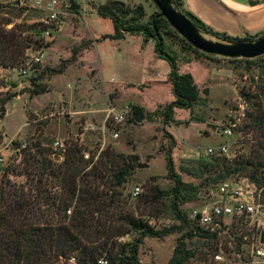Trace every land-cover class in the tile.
Here are the masks:
<instances>
[{
  "label": "rangeland",
  "instance_id": "1",
  "mask_svg": "<svg viewBox=\"0 0 264 264\" xmlns=\"http://www.w3.org/2000/svg\"><path fill=\"white\" fill-rule=\"evenodd\" d=\"M31 1L22 0V5L19 1L18 6L13 5L15 8H2L0 24L9 31L15 24L32 25L44 20L47 12L32 8ZM57 1L69 5L67 16L62 19L60 31H52L47 38V46L40 52L41 62L35 64L25 59V76L16 70H0V100L8 94H18L6 105L5 116L0 120L3 138L0 143V157L3 158L0 176L5 168L22 166L20 162L25 154L21 147H13V142L31 147L39 139L48 148L50 157L55 141L67 144L71 140L85 148L87 155L89 151L99 153L111 147L117 153L137 156L138 164H146L147 168L136 169L124 185L122 194L128 202L126 208L155 230L175 228L166 236L142 240L138 251L140 264H169L179 239L193 255L185 264H207L210 256L220 249L227 262H245L242 252L245 253L249 244L241 249V244L238 247V243L233 241L249 240L252 233L264 231V226L250 225L239 218L230 222L227 233H215L218 244L197 235L188 240V229H178L180 222L171 213L168 199H160L147 209L137 204V200L151 185L160 191H167L172 186L164 160L171 145L168 136L174 142L171 155L177 173L183 182L196 187L203 179L181 171V166L192 169L191 165L181 163L183 160L208 161L212 156L206 153V149L222 144L227 145V159L231 160L239 154H246L250 146H255L253 135L245 133L247 122L244 117L249 106L240 92L258 91L257 87L264 81L258 79L259 69L251 67L247 70V65L241 61L194 53L175 36H170L167 39L170 54L176 61L178 72L192 77L199 91V102L192 109L174 108L171 121L165 125V108L174 101V97L168 83L169 65L157 58L154 43H144L141 35H125L121 40L102 39L114 33L112 22L96 13V8L108 0H75L78 8L73 10L69 0ZM116 1L130 6L142 5L145 11L143 22L158 12L151 0ZM199 33L206 40L230 44ZM74 50L77 55L73 57ZM259 58L264 60V55ZM70 59L74 61L61 74H47L39 80L38 83L46 85L48 91L33 96L22 93L30 88V79L37 77L42 69H58ZM12 84L16 87L11 88ZM132 106L142 109L143 121L136 122L131 118L119 125L107 122L102 131L106 111L110 107L122 110ZM89 125H95L98 130H87ZM228 127L232 135L225 137L222 130ZM114 133L118 134L116 139L112 138ZM10 179L17 185L25 181L23 177ZM226 181L238 183L244 193L248 190L256 195L252 183L245 177L233 176ZM216 186H200L196 198L179 207L181 212L192 221L189 216L193 211H201L217 199L213 195ZM135 187L141 190L137 197L132 196ZM193 223H189L191 228L199 226ZM135 237L134 233H129L119 242L132 243ZM255 264L263 263L256 261Z\"/></svg>",
  "mask_w": 264,
  "mask_h": 264
},
{
  "label": "trees",
  "instance_id": "2",
  "mask_svg": "<svg viewBox=\"0 0 264 264\" xmlns=\"http://www.w3.org/2000/svg\"><path fill=\"white\" fill-rule=\"evenodd\" d=\"M244 1L250 6L264 3V0ZM69 2L72 10L78 8L75 0ZM170 2L197 30L221 41L230 44L252 43L264 36V31L256 35L245 34L241 38L216 32L186 11L183 0ZM6 7L15 8L13 4H0V10ZM96 13L101 18L109 19L113 25V35L102 39L121 40L125 35H141L144 43H154L157 58L168 63V83L171 85L174 101L165 108V125L171 121L174 108L192 109L199 102L198 88L189 74L178 72L167 39L175 36L186 49L194 53L199 51L187 44L159 12L143 22L145 11L142 5L130 6L120 1L108 0L96 8ZM3 25L0 24V69H19L24 65L27 49L39 50L47 46L40 39V23L15 24L9 31ZM75 55L76 50L73 51V57ZM72 61L74 60H68L58 69H42L37 77L30 79V88L22 93L27 92L31 96L45 93L48 87L38 83L39 80L47 74H61ZM231 61L244 62L247 70L251 67L259 69L258 79H264L262 58ZM257 90L240 92L241 98L249 106L244 117L247 122L244 126L245 133L253 135L255 146H250L246 154H239L231 160L213 156L208 161L181 162L192 167L188 169L181 166V171L203 179L201 187L218 184L233 176L245 177L258 188L263 186L264 81ZM17 96L18 94L12 93L0 100V120L5 116L6 105ZM131 117L136 122L143 121L142 109L132 106ZM168 138L171 145L165 152L164 160L172 186L167 191H160L151 185L146 194L137 200V204L147 209L160 199H168L171 213L180 222L178 229H188V240L197 235L217 243L215 233L199 226L191 228L189 223L193 221L179 208L196 198L200 186L182 181L171 155L173 138ZM2 140L0 135V143ZM66 145L63 161L55 164L50 160L48 148L36 139L31 147L22 148L25 155L20 162L21 168H5L0 176V264H98L99 260H105L107 264H140L138 251L142 240L146 237L166 236L175 228L155 230L126 208L128 202L123 198L122 190L137 169V156H126L107 147L99 153L89 151L88 158L85 159L86 149L77 141H67ZM12 146L19 149L21 145L13 142ZM10 177H23L25 181L17 185ZM129 233L136 235L134 241L120 243L119 239ZM182 241L178 240L169 264H185L193 256ZM233 242H237L238 247L241 244L240 239ZM72 258L74 263H69Z\"/></svg>",
  "mask_w": 264,
  "mask_h": 264
},
{
  "label": "built area",
  "instance_id": "3",
  "mask_svg": "<svg viewBox=\"0 0 264 264\" xmlns=\"http://www.w3.org/2000/svg\"><path fill=\"white\" fill-rule=\"evenodd\" d=\"M31 7L47 12L45 19L39 22L42 26L40 39L46 43L52 31H60L61 25L63 24L62 19H65L67 16L69 5L59 3L57 0H32ZM42 49H27L25 52V59H28L31 63H40L42 60V55L40 54ZM32 54L36 55L32 56ZM26 66L29 68V65ZM14 70L18 71L22 76H25L27 73L26 67L13 69L12 71ZM131 118V109L129 107L122 110L110 107L106 111L102 131L107 127V122L119 125ZM87 130L95 132L98 128L95 125H89ZM222 135L230 137L232 135L231 128H224L222 130ZM117 137V133L112 135L113 139ZM20 147L24 148L25 144ZM66 147L67 145L65 143L55 141L52 145L53 152H51L50 158L57 163H61L64 159ZM227 151V145L225 144L219 145L216 148L210 147L206 149V153L212 157L228 158ZM84 158L87 159L88 155L85 154ZM2 161L3 158L0 157V163H2ZM251 186L254 187V194L256 193V195H253V193L248 190L244 193L240 184L235 182L225 180L218 183L213 190V195L217 199L211 203L210 206L204 207L201 211H193L191 216H189L190 219L197 223L199 227L210 233H218L221 231L227 233L230 222L239 218H243L245 222L250 225H256L257 227L264 226V184L261 188H258L253 183ZM247 187H249V185H247ZM140 192V188L135 187L133 188L132 196L137 197ZM261 232L252 233L249 240L241 238V249L243 245L246 244H249V247L245 250V253L242 252L246 257V261L240 264H255L256 261H262L264 264V245L259 241ZM120 240H123V238H120ZM222 253L223 250L221 249L215 252L210 256V261L207 264H235L224 260ZM69 263H74V259H70ZM98 264H107V262L105 260H99Z\"/></svg>",
  "mask_w": 264,
  "mask_h": 264
},
{
  "label": "crops",
  "instance_id": "4",
  "mask_svg": "<svg viewBox=\"0 0 264 264\" xmlns=\"http://www.w3.org/2000/svg\"><path fill=\"white\" fill-rule=\"evenodd\" d=\"M15 1L22 5V0H0V4H13ZM183 2L186 11L216 32L241 38L245 34L256 35L264 31V3L250 6L244 0H183Z\"/></svg>",
  "mask_w": 264,
  "mask_h": 264
},
{
  "label": "water",
  "instance_id": "5",
  "mask_svg": "<svg viewBox=\"0 0 264 264\" xmlns=\"http://www.w3.org/2000/svg\"><path fill=\"white\" fill-rule=\"evenodd\" d=\"M160 16L165 19L168 25L189 44L193 49L210 56H217L224 59H246L252 60L264 55V36L255 42L225 44L213 42L202 37L194 25L181 13L176 11L170 0H151ZM16 1L13 5H18ZM16 85H11L15 88ZM146 164H138L137 169H146ZM260 243L264 245V231L260 233Z\"/></svg>",
  "mask_w": 264,
  "mask_h": 264
}]
</instances>
